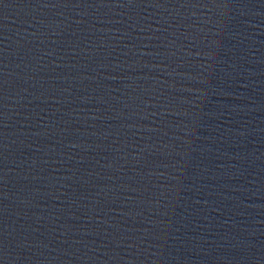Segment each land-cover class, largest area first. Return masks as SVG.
<instances>
[{
    "label": "water",
    "instance_id": "1",
    "mask_svg": "<svg viewBox=\"0 0 264 264\" xmlns=\"http://www.w3.org/2000/svg\"><path fill=\"white\" fill-rule=\"evenodd\" d=\"M0 264H264V0H0Z\"/></svg>",
    "mask_w": 264,
    "mask_h": 264
}]
</instances>
